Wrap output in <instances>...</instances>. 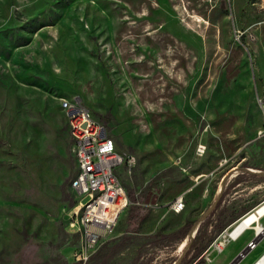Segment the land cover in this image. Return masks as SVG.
<instances>
[{
    "label": "rangeland",
    "instance_id": "374dc122",
    "mask_svg": "<svg viewBox=\"0 0 264 264\" xmlns=\"http://www.w3.org/2000/svg\"><path fill=\"white\" fill-rule=\"evenodd\" d=\"M63 99L87 106L136 156L131 173L119 170L126 189L157 185L140 233L197 223L228 175L226 199L264 193L251 188L264 171V0H0V264H76L80 200ZM132 227L126 211L110 239ZM253 231L258 247L236 264L262 255ZM221 239L206 264L239 246L220 250ZM191 240L157 260L174 264Z\"/></svg>",
    "mask_w": 264,
    "mask_h": 264
},
{
    "label": "built area",
    "instance_id": "2783aa9c",
    "mask_svg": "<svg viewBox=\"0 0 264 264\" xmlns=\"http://www.w3.org/2000/svg\"><path fill=\"white\" fill-rule=\"evenodd\" d=\"M61 105L68 117L77 163L71 188L80 201L70 224L80 237L75 259L87 264L100 246L113 237L123 212L130 206L131 200L119 170L124 168L131 173L137 158L118 150L114 140L107 136L105 126L80 101L63 99ZM143 205L156 207L158 203ZM184 205L183 198L179 197L172 203L171 210L179 213ZM257 245L258 241L253 239L248 248L252 250ZM203 256L212 262L208 250Z\"/></svg>",
    "mask_w": 264,
    "mask_h": 264
},
{
    "label": "trees",
    "instance_id": "16d2710c",
    "mask_svg": "<svg viewBox=\"0 0 264 264\" xmlns=\"http://www.w3.org/2000/svg\"><path fill=\"white\" fill-rule=\"evenodd\" d=\"M250 166L254 167L251 164H246L244 167ZM164 175L165 173L161 174V176ZM260 178L264 180V176H261ZM158 190L157 185L150 184L138 195H136V190L130 188L127 189V192L134 203L136 200H140L142 203L144 201H152V203H156ZM224 195L225 191L221 195L215 208L198 226L190 248L179 264H206L203 254L208 246L225 230L227 225L237 219L236 217L231 216L229 218L227 216L229 211V208L227 207L222 208L221 211L217 213L216 218L214 217L216 210L219 209L222 203ZM250 209L251 208L246 211ZM146 212H148L147 207L132 204L127 211V220L129 224L133 226V229L131 231H125L121 235L104 242L91 256L87 264H115V259L131 248H136L137 254L129 264H171L172 259L169 262H166L161 258V260H157V255L163 252L164 249L170 248L178 242H184L196 220L188 219L185 224L170 232L157 231L151 234H143L140 233L139 226L145 219ZM73 234H75L78 239L80 238L77 231ZM75 263L81 264V262L77 261Z\"/></svg>",
    "mask_w": 264,
    "mask_h": 264
},
{
    "label": "crops",
    "instance_id": "0c3cea01",
    "mask_svg": "<svg viewBox=\"0 0 264 264\" xmlns=\"http://www.w3.org/2000/svg\"><path fill=\"white\" fill-rule=\"evenodd\" d=\"M263 169V168H262ZM264 170V169H263ZM262 172V171H261ZM262 173H264V171L262 172ZM248 175H250V176H253V174H248ZM254 176H256V175H254ZM257 176H259V177H261V176H264V175H260V174H257ZM228 180V179H227ZM226 180V184H225V186L223 187V189H222V191L224 192L225 191V194H226V192L228 191V190H230L231 189V187L236 183V179L235 178H232L231 180H229V182ZM229 183V184H228ZM234 183V184H233ZM233 184V185H232ZM239 184H240V182H239ZM264 187V180H260V181H256L252 186H251V188H255V187ZM229 187H230V189H229ZM246 188V187H245ZM244 187L243 188H238V190L237 191H234V193L235 194H239V191H241V190H244L245 189ZM134 190V189H133ZM219 191H221V188L219 189ZM221 191V192H222ZM223 192H222V194H223ZM260 192V191H259ZM259 192H257L256 190H255V193L249 198V199H246L245 201H235V199L237 198L236 196H234L233 198H231V199H226V196L224 195V197H223V200H222V203H221V205H220V207H219V209H217L216 210V213H215V215H214V217L216 218V215H217V213H219L220 211H221V209L222 208H224V207H227V208H229V211H228V213H227V216L230 218L231 216L232 217H236L237 219L236 220H234L233 222H231L229 225H227V227L225 228V229H229L236 221H238L241 217H243L244 215H246L251 209H253L257 204H259V202H261V201H264V193H261V194H259ZM139 193H137L136 192V195H138ZM233 194V193H232ZM218 198V197H217ZM215 199V201L210 205V207L208 208V212L210 213L214 208H215V206L217 205V203H218V199ZM220 199V198H219ZM130 200H131V198H130ZM218 200V201H217ZM231 200H234V201H231ZM144 203H152V201H144L143 203L142 202H140V200L139 201H135V203L131 200V203H130V206L132 205V204H137V205H141V206H145V205H143ZM156 203H157V201H156ZM213 204H215L214 206H213ZM129 206V207H130ZM213 206V207H212ZM128 207V208H129ZM145 207H147V206H145ZM128 208L123 212V214L126 212V211H128ZM148 208V210L150 209V207H147ZM212 208V209H211ZM249 208H251L250 210H248V211H246L247 209H249ZM206 211V212H207ZM208 213V214H209ZM122 214V215H123ZM122 217V216H121ZM144 221V220H143ZM142 221V222H143ZM142 224V223H141ZM200 225V224H199ZM231 225V226H230ZM182 226V225H181ZM133 229V228H132ZM131 229V230H132ZM130 230V231H131ZM249 230H251L252 231V235H250L249 237H247L244 241H241V239L246 235V233H247V231H249ZM249 230H247V231H245L239 238H238V241H237V239L236 240H232V242H230V243H239V246H238V248H236L235 250H233V251H230V253L227 255V256H225V257H222V258H220V260H218V257H216V259H215V262H214V264H230L238 255H239V253L241 252V251H243L244 250V248H246L247 246H248V244H249V242L251 241V240H253L252 238H253V236H254V229L253 228H251V229H249ZM80 239V238H79ZM258 247V246H257ZM264 253V248L261 250V252L259 253V255L257 256V257H259L261 254H263ZM214 260H212V262H213ZM211 262V263H212Z\"/></svg>",
    "mask_w": 264,
    "mask_h": 264
},
{
    "label": "bare ground",
    "instance_id": "6f19581e",
    "mask_svg": "<svg viewBox=\"0 0 264 264\" xmlns=\"http://www.w3.org/2000/svg\"><path fill=\"white\" fill-rule=\"evenodd\" d=\"M263 217L264 204L255 207L236 221L232 226L230 225L231 227L222 235L221 241H218V248L221 250L222 246H224V242L228 243V241L238 239L245 231L251 228L255 230L258 237L264 235V226L260 222ZM253 264H264V253Z\"/></svg>",
    "mask_w": 264,
    "mask_h": 264
},
{
    "label": "water",
    "instance_id": "95a60500",
    "mask_svg": "<svg viewBox=\"0 0 264 264\" xmlns=\"http://www.w3.org/2000/svg\"><path fill=\"white\" fill-rule=\"evenodd\" d=\"M244 171H246V172H250V173H255V171L254 170H250V169H248V168H244ZM260 175H264V173H259ZM228 177H229V175L228 176H226V178H225V180H224V183H223V185H222V187H221V191H222V189H223V187L225 186V184H226V180L228 179ZM221 195H222V193L221 194H219V196H218V200H219V198L221 197ZM217 200V201H218ZM215 204H213V206H214ZM212 206V207H213ZM212 209V208H211ZM208 211L205 213V215L196 223L195 222V224H194V226L192 227V229H191V231H190V233H189V235H190V237H191V239L193 240V238H194V235H195V233H196V230H197V228H198V226H199V224L202 222V220L208 215ZM225 230H227V229H225ZM192 233H193V235H192ZM192 240H191V242H192ZM191 242H190V244H191ZM189 244V245H190ZM186 251H187V249L185 250V252L178 258V260L174 263V264H179V262L181 261V259L183 258V256L185 255V253H186ZM244 254H245V251L243 250V251H241L240 253H239V255L230 263V264H236L237 263V261L239 260V259H241L243 256H244Z\"/></svg>",
    "mask_w": 264,
    "mask_h": 264
}]
</instances>
